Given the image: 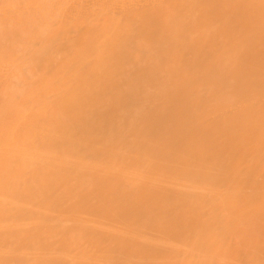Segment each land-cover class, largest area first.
<instances>
[{
	"label": "bare ground",
	"instance_id": "6f19581e",
	"mask_svg": "<svg viewBox=\"0 0 264 264\" xmlns=\"http://www.w3.org/2000/svg\"><path fill=\"white\" fill-rule=\"evenodd\" d=\"M0 264H264V0H0Z\"/></svg>",
	"mask_w": 264,
	"mask_h": 264
}]
</instances>
